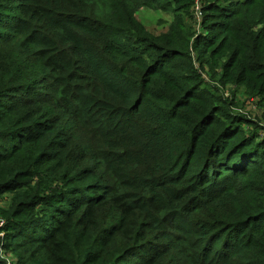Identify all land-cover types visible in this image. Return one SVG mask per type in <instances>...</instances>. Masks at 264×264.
Wrapping results in <instances>:
<instances>
[{
    "label": "trees",
    "instance_id": "trees-1",
    "mask_svg": "<svg viewBox=\"0 0 264 264\" xmlns=\"http://www.w3.org/2000/svg\"><path fill=\"white\" fill-rule=\"evenodd\" d=\"M199 1L217 34L198 57L264 81V0ZM142 8L182 7L0 0V193L14 194L0 249L14 264H264V126L205 90L200 37L190 50L178 17L153 37Z\"/></svg>",
    "mask_w": 264,
    "mask_h": 264
},
{
    "label": "rangeland",
    "instance_id": "rangeland-1",
    "mask_svg": "<svg viewBox=\"0 0 264 264\" xmlns=\"http://www.w3.org/2000/svg\"><path fill=\"white\" fill-rule=\"evenodd\" d=\"M175 1L178 5L182 7L179 8V12L175 14L173 12H164L161 10L152 11L148 8H142L139 12L136 13V19L139 23L145 26L147 31L153 37L156 38L159 35L168 32V30L174 24L173 21L175 17L181 19L179 23L186 30V38H188L187 40L191 44L189 45L188 43V48L190 50L192 44H194L193 46H195L196 41V45H198L197 39L200 37V47L195 50L196 52L193 50L194 52L192 53L195 58L194 67L201 72V76H203L204 78L205 90L209 91L212 94H216L225 102L231 104L232 110H234L237 115L242 116L248 119L249 121H257L260 123L261 126H264V81L262 80V77L260 76L259 72H250V74H252L250 76L243 73L240 74V70L238 69L237 73H235L234 70H231L229 72V76L224 77L225 74L222 66L229 62L228 57L225 56L226 54L221 53V55L223 56H217L216 58H213V63H211L212 66H210V63H207L208 58L198 57L199 51L205 45L202 41L203 37H213L217 34V32L204 28L202 24L204 21L201 17L202 15L200 12L201 2L199 0H197L196 3L197 8L193 7L190 10L186 6L188 0H169V2L173 3ZM173 6L171 8L172 10ZM213 13L214 12H212L211 14ZM215 21L223 22L221 18H214V22ZM173 27L171 29H174ZM260 27H263V25H260ZM191 36L194 37L192 38ZM218 37L220 39V47L222 44L221 40L224 38V36H222V34H219ZM229 43L230 39L228 42V49H230ZM196 54L198 55L196 56ZM248 63L249 62H247V64ZM227 80H232L234 82H231L230 84H225ZM260 87H262L263 89L262 94H258L254 97H251V95H253V91H256ZM245 131L247 132L248 129L245 128ZM261 136H264V131H261ZM13 196L14 194L7 192V190H3L0 193V230L4 229V222H1V217H3L1 215V212L7 211L9 209V205L13 199ZM0 234V238H2L3 233ZM3 252L4 251L0 249V260H2V264H14L16 261L14 256H12L11 254H3Z\"/></svg>",
    "mask_w": 264,
    "mask_h": 264
},
{
    "label": "built area",
    "instance_id": "built-area-1",
    "mask_svg": "<svg viewBox=\"0 0 264 264\" xmlns=\"http://www.w3.org/2000/svg\"><path fill=\"white\" fill-rule=\"evenodd\" d=\"M195 8H197V6Z\"/></svg>",
    "mask_w": 264,
    "mask_h": 264
}]
</instances>
